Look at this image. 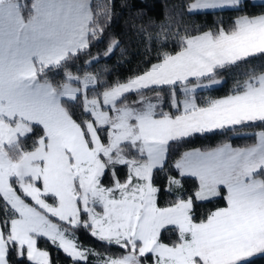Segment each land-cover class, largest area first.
Listing matches in <instances>:
<instances>
[{"label":"snow or ice","instance_id":"snow-or-ice-1","mask_svg":"<svg viewBox=\"0 0 264 264\" xmlns=\"http://www.w3.org/2000/svg\"><path fill=\"white\" fill-rule=\"evenodd\" d=\"M165 7L121 76L114 0H0V264L264 260V7Z\"/></svg>","mask_w":264,"mask_h":264},{"label":"trees","instance_id":"trees-1","mask_svg":"<svg viewBox=\"0 0 264 264\" xmlns=\"http://www.w3.org/2000/svg\"><path fill=\"white\" fill-rule=\"evenodd\" d=\"M180 0H114L115 4V17L112 24V31L119 33L124 40L123 46L127 48V53L124 61L117 64V60L120 59L119 55L113 57L112 64L116 65V73L121 76H127L132 70H134L138 63L145 56V45L142 42V38L137 35V31L132 27L133 23L139 24L142 21H148L150 18L154 19L157 23L163 21L166 16V5L179 4ZM247 10L249 12H259L264 7L263 2H253L251 0H245ZM140 15H137V14ZM235 15L231 10H225L223 12H209L207 14H199L193 16H185L183 23L195 28L197 26H206L213 24L218 17H223L227 22L230 17ZM103 48V45H100ZM237 72L241 70H236ZM227 83L223 85L219 94H223V91L231 86L232 77L227 76ZM245 141L242 139H235L234 143L242 144ZM87 240V237H82ZM56 253L53 251V256ZM63 260V254H61ZM256 264H264V260H258Z\"/></svg>","mask_w":264,"mask_h":264},{"label":"rangeland","instance_id":"rangeland-1","mask_svg":"<svg viewBox=\"0 0 264 264\" xmlns=\"http://www.w3.org/2000/svg\"><path fill=\"white\" fill-rule=\"evenodd\" d=\"M253 2H263L264 0H251Z\"/></svg>","mask_w":264,"mask_h":264}]
</instances>
